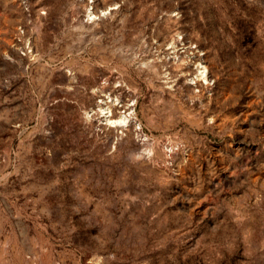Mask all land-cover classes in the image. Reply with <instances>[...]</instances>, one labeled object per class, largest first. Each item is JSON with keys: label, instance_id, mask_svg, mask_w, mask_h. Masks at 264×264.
Returning <instances> with one entry per match:
<instances>
[{"label": "rangeland", "instance_id": "1", "mask_svg": "<svg viewBox=\"0 0 264 264\" xmlns=\"http://www.w3.org/2000/svg\"><path fill=\"white\" fill-rule=\"evenodd\" d=\"M0 264H264V0H0Z\"/></svg>", "mask_w": 264, "mask_h": 264}, {"label": "bare ground", "instance_id": "2", "mask_svg": "<svg viewBox=\"0 0 264 264\" xmlns=\"http://www.w3.org/2000/svg\"><path fill=\"white\" fill-rule=\"evenodd\" d=\"M95 18V17H94ZM199 76L202 77L204 80L206 78V70L205 68H201L199 72ZM104 115L106 116V121L113 125L114 127H125L128 124V116H121V118H118L116 120L112 119V114L109 108L104 110Z\"/></svg>", "mask_w": 264, "mask_h": 264}]
</instances>
